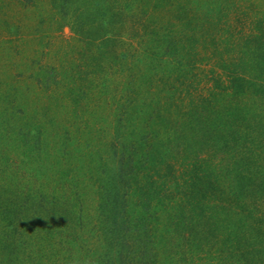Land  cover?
I'll return each mask as SVG.
<instances>
[{
  "label": "rangeland",
  "instance_id": "374dc122",
  "mask_svg": "<svg viewBox=\"0 0 264 264\" xmlns=\"http://www.w3.org/2000/svg\"><path fill=\"white\" fill-rule=\"evenodd\" d=\"M97 1H105L92 6L107 18L94 28L91 6L69 10L66 23L60 13L49 21L62 3L54 9L49 0H0V264L111 260L98 229L93 168L121 186L117 199L126 195V213L140 228L139 237L122 239L120 264H133L138 254L140 264L147 258L149 264H264V140L253 141L259 131L264 137L257 127L264 107L257 103L246 113L248 125L238 120L239 127H221L219 115L210 112L211 124L180 128L174 141L185 146V158L159 143L161 161L140 159L122 194V174L132 161L124 150L134 145V121L142 116L136 104L128 108L129 88L143 94L151 80L162 106L171 104V119L188 122L206 94L231 88L232 70L244 76L243 64L259 60L253 49L259 44L250 39L264 17V0H175L185 12L155 14L162 27L154 30L145 18L149 11L141 9L149 0ZM169 30L161 37H170L167 48L177 51L172 62L185 68L168 76L148 71L145 53L165 52L149 37ZM237 53L245 54L242 65ZM138 69L143 75L128 88ZM256 96L264 104V81ZM124 114L136 115L130 120ZM223 143L224 155L218 150ZM204 145L215 155L197 153ZM102 150L107 156L99 165ZM247 151L250 159L235 170L243 175L250 169L248 179L226 171L231 152Z\"/></svg>",
  "mask_w": 264,
  "mask_h": 264
},
{
  "label": "trees",
  "instance_id": "16d2710c",
  "mask_svg": "<svg viewBox=\"0 0 264 264\" xmlns=\"http://www.w3.org/2000/svg\"><path fill=\"white\" fill-rule=\"evenodd\" d=\"M60 1V2H59ZM150 4H146L144 2L143 7V13L148 12L147 16L145 17L148 25L151 27L152 30H154V27L158 25V27H162V24H157V18L154 16L155 14L160 17L162 14H169L172 13V11L179 10L183 11L184 7L183 4H179L178 2H174L175 0H149ZM59 2V3H58ZM142 2V1H140ZM61 4L60 12L58 9L53 10L52 13H50V18L54 14H59V20L63 19L67 23L66 19L69 16L67 13H69V10L72 12L74 11V8L77 6H84L89 7L91 6L90 10H94L93 12L97 15L98 18H95L92 26L95 28V26L103 27L104 21L106 20L107 16L105 17L103 15V11L101 10V7H93V4H99L103 6L105 4V1H97V0H49V4L52 6V8L57 7L56 4ZM250 8V7H249ZM89 14L90 11L86 10ZM104 17V18H103ZM71 19V18H70ZM257 24L255 25L256 32L253 33L254 35L250 40L254 41V44H259L256 48H253L254 51L257 53L260 52L259 60L257 58V61L255 60L254 63H247L243 64L241 67L242 73L237 72L238 68H235V70H232V79L231 82L234 81V84L232 83V86L230 89L222 90V92L216 96L215 94L208 95L204 98H202L201 102L193 107L192 112H195V114H192L190 116L191 119L188 120V122H185V120H172L170 113L171 110H168V108H172L171 104H169L166 100L162 103L159 102V100L156 98L155 95L156 92L154 91V88L152 86L151 80L146 82V89L143 94H140L139 91H133L131 88H129L130 85L135 86L136 80L139 76L143 75V71L137 70L134 74V78L129 79L126 82V86L129 88V102L130 105H128V108H131V106L135 105L138 106V109L140 111V115H142L137 122L134 121L135 128L137 129V133L135 137L133 138L134 145L131 146L130 151L125 149L124 151H127L129 155L132 154V161L127 166V171H125L122 174V180H125L123 182V189L126 185V182H129L132 180V177L134 174L138 171L140 159L146 158L147 160L151 161L152 164L155 162L161 161V158H157L158 154H155V150L157 147H159V143H162L165 148L168 149L170 152H173L174 154L178 153L181 157L185 158L184 149L185 146L178 147L177 144L174 141L175 136H181L182 133H180V128H193L194 126L198 125L202 128L205 125L211 124V120L207 121V116L210 112H216V114L219 115L221 119V127L229 126L231 127H239L238 120H242L245 125H248L250 122L246 118V113L249 111L250 108H253V106L257 103V106L260 108L264 107L263 104V98H260L259 105L258 100L259 96H256L257 89L262 86V83L264 81V17H260L257 20ZM241 24V21L239 22ZM65 24V23H64ZM73 24V22H72ZM244 24V22H242ZM77 25V24H76ZM71 27V26H70ZM155 32V31H154ZM170 30L166 33L161 34H152L153 36L149 37L150 42H154L158 48H161L163 46V50L165 52L161 51V54H158L157 51L151 50V52H147L144 55L143 65L146 66L148 71H152L153 73H157L159 70L162 73H165L168 76V73L170 71L177 69L181 71L185 68V66L181 63L172 62L175 61L174 59L177 57L176 53L177 51L175 48H167L168 46L173 45L172 41H168L165 37H161L165 34H169ZM226 33V31H224ZM232 34H229L228 36H231ZM157 36V37H156ZM170 38V37H169ZM214 39L215 37L212 36ZM220 39V38H216ZM179 42L181 45L184 42L182 37L180 36ZM178 42V43H179ZM167 43V44H166ZM166 46V47H165ZM165 47V48H164ZM192 47V44L190 45ZM161 50V49H160ZM212 53L217 52V47H214L211 51ZM164 53L166 57H164ZM256 53V55H257ZM163 54V58L160 57V55ZM238 59L241 61L240 65H242V62L245 60V54L244 53H237ZM171 61V62H170ZM183 63V62H182ZM246 63V62H245ZM233 64V63H232ZM240 69V68H239ZM237 70V71H236ZM185 75L184 73H182ZM250 76L251 78L255 80H250L247 78V76ZM136 76V78H135ZM180 77V76H179ZM178 77V78H179ZM136 79V80H135ZM132 81V82H131ZM135 83L133 84V82ZM128 92V89H126ZM66 91H69V87H66ZM211 92V91H210ZM209 92V93H210ZM71 103H75L74 100H70ZM209 104L210 107L213 109L210 110V107L206 110V106ZM126 114H129V112H126ZM138 114V113H136ZM136 114H130L131 118L124 114L123 118H127L132 120L133 116ZM170 120V121H169ZM229 124V125H228ZM258 128L262 129V135L264 136V122L257 126ZM117 128V127H116ZM226 128V127H225ZM118 129V128H117ZM219 132V130H218ZM218 134H221L220 139L225 140V137L222 136V133L219 132ZM196 139V138H195ZM264 140V137L261 136L260 131L258 132V137L254 136V140ZM200 138H198L197 141H199ZM172 141V142H171ZM235 142V141H234ZM136 143V144H135ZM225 143V142H224ZM223 143L222 147L219 146L218 150H220L221 154L229 153L226 152V148L223 146L225 145ZM162 147V146H161ZM184 148V149H183ZM197 147V153L202 152L203 150H206L210 156L215 155L216 149L212 150V147L203 146L202 148ZM106 151V150H105ZM102 150L101 153H103L102 158L100 161L97 162V164H101L103 161V158L107 156V152ZM158 153V152H157ZM248 151L247 153H242L241 155L238 153L231 152L229 154V160H232V164L230 167H226V171H228L232 174L235 171L236 174H240V178H246L248 179L250 175V169L245 170V174L242 175L241 170L236 171L235 164L238 162L249 160L248 158ZM100 157V156H99ZM157 160V161H155ZM148 161V163H149ZM147 163V164H148ZM211 164V163H210ZM98 165V166H99ZM223 171V170H222ZM224 172V171H223ZM209 174L213 175H220L214 174L212 170L208 171ZM91 179L93 184L96 183L97 186V210H98V229L100 232V235L103 239L104 245H103V252L105 255H108V257L111 260H108L107 264H120L121 258H122V252L120 251V244H122V239L132 234L133 236H140V228L138 224L133 225L131 223V218L128 216L127 209L125 208L126 202H125V196L121 195V199H117L118 195H120V190H122L121 186H118V184H111L110 178L107 175L106 172H102L98 169L93 168L91 172ZM110 191H113L114 197H107V194H109ZM129 191L128 189H124L122 194H127ZM116 195V196H115ZM123 199V202H122ZM110 208H112L110 212ZM128 216V217H127ZM127 223V227L123 228L122 223ZM121 223V224H120ZM142 232V231H141ZM139 235V236H138ZM112 239V241H111ZM135 242V241H134ZM131 247V246H130ZM139 251V250H138ZM107 256H105L106 258ZM140 258L139 254L137 257L130 258V261L133 262V264H140ZM147 264L151 262V258L145 259ZM106 264V262H104Z\"/></svg>",
  "mask_w": 264,
  "mask_h": 264
}]
</instances>
